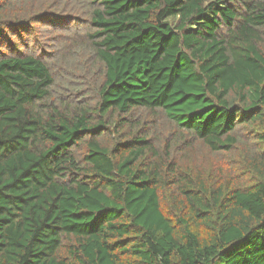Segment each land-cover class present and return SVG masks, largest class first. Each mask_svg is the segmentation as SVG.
<instances>
[{
	"label": "trees",
	"instance_id": "16d2710c",
	"mask_svg": "<svg viewBox=\"0 0 264 264\" xmlns=\"http://www.w3.org/2000/svg\"><path fill=\"white\" fill-rule=\"evenodd\" d=\"M0 264H264V0H0Z\"/></svg>",
	"mask_w": 264,
	"mask_h": 264
},
{
	"label": "rangeland",
	"instance_id": "374dc122",
	"mask_svg": "<svg viewBox=\"0 0 264 264\" xmlns=\"http://www.w3.org/2000/svg\"><path fill=\"white\" fill-rule=\"evenodd\" d=\"M50 36H55L56 34L54 33L53 35L49 34ZM48 34H41V36H37V39H43L41 41H46L47 45H35V49L36 50H40L42 53H46L48 52V54L56 56L58 54H60L59 50H56V46H58V43L55 47H51L49 44L50 40H53V37H48Z\"/></svg>",
	"mask_w": 264,
	"mask_h": 264
}]
</instances>
